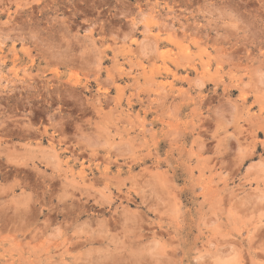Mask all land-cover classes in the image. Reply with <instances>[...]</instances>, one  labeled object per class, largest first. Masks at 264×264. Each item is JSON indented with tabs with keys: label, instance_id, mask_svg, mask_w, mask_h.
Instances as JSON below:
<instances>
[{
	"label": "rangeland",
	"instance_id": "1",
	"mask_svg": "<svg viewBox=\"0 0 264 264\" xmlns=\"http://www.w3.org/2000/svg\"><path fill=\"white\" fill-rule=\"evenodd\" d=\"M0 264H264V0H0Z\"/></svg>",
	"mask_w": 264,
	"mask_h": 264
}]
</instances>
